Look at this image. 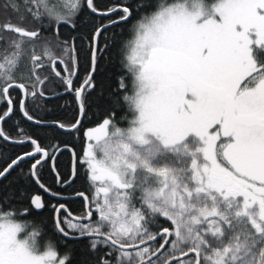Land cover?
Returning <instances> with one entry per match:
<instances>
[{
	"label": "snow or ice",
	"instance_id": "obj_1",
	"mask_svg": "<svg viewBox=\"0 0 264 264\" xmlns=\"http://www.w3.org/2000/svg\"><path fill=\"white\" fill-rule=\"evenodd\" d=\"M0 264H264V0H0Z\"/></svg>",
	"mask_w": 264,
	"mask_h": 264
}]
</instances>
